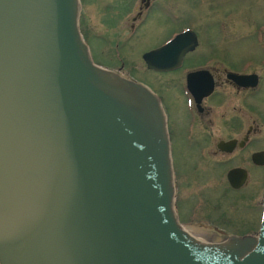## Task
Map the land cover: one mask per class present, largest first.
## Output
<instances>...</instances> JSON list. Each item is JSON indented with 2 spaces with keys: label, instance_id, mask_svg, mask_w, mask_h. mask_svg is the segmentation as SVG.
Masks as SVG:
<instances>
[{
  "label": "water",
  "instance_id": "95a60500",
  "mask_svg": "<svg viewBox=\"0 0 264 264\" xmlns=\"http://www.w3.org/2000/svg\"><path fill=\"white\" fill-rule=\"evenodd\" d=\"M79 17L80 0H0V263L264 264V215L225 241L181 225L160 99L95 63ZM175 44L148 66L179 63Z\"/></svg>",
  "mask_w": 264,
  "mask_h": 264
},
{
  "label": "flooded vegetation",
  "instance_id": "af4514ba",
  "mask_svg": "<svg viewBox=\"0 0 264 264\" xmlns=\"http://www.w3.org/2000/svg\"><path fill=\"white\" fill-rule=\"evenodd\" d=\"M122 1L127 2L123 9L108 2L104 18L115 27L122 26L133 7L134 13L128 17L133 34L144 30L152 14L166 17L161 24L163 31L153 33L152 38L161 32L155 40L167 34L147 48L142 58L174 39V52L169 54L172 63L181 57L168 70L149 69L143 61L148 70L170 75L162 80L167 93L151 87L167 116L174 206L182 226L207 242L225 241L233 235H259L264 197V101H259L264 93V75L259 71L264 74V22L256 27L251 43L262 62L246 58L238 67L236 58V63L225 66L221 56L210 55L209 50L199 53L204 45L202 29L187 22L191 13H183L194 7L200 14L207 0H192L188 5L186 0ZM82 15L81 7L80 21ZM216 26H222V32L217 30L223 43H228L227 21L219 20ZM112 42L119 45L120 40ZM116 52L119 56V49ZM121 69L113 70L121 74Z\"/></svg>",
  "mask_w": 264,
  "mask_h": 264
},
{
  "label": "rangeland",
  "instance_id": "374dc122",
  "mask_svg": "<svg viewBox=\"0 0 264 264\" xmlns=\"http://www.w3.org/2000/svg\"><path fill=\"white\" fill-rule=\"evenodd\" d=\"M80 2L83 14L80 22L81 29L90 44L95 61L115 70L121 67L120 72L123 76L137 79L167 93L168 91L165 90L167 84L163 85L162 80L168 79L167 77L170 75L148 70L142 58V53L147 48L160 42L167 34L165 32L158 40L155 39L163 32L159 33L156 38H152L153 33L159 32L161 28L163 31L164 28L161 24L164 23L166 17L152 14L144 30L141 33L133 34L128 20V17L134 13L133 7L126 15L122 26L115 27L104 18V14H107L105 6L108 2L119 9H123L127 6L126 1L80 0ZM191 2L192 0H186L184 3L188 5ZM104 3L105 5H103ZM183 13H191L192 15L187 18V22L198 29H202V39L200 40L204 45L199 53H206L209 50L212 53L210 55L214 53L221 56V63L225 66L236 63V58V66H240L246 58L255 62H262L263 57L256 54L258 52L252 47L251 43L254 41L256 27L264 22L263 0H207L205 6L201 8L200 14L194 7H190ZM228 13H233V16L227 18ZM219 20L227 21L228 33L231 35L228 43H223L222 33L217 30L219 29L222 32V26L220 28L216 26ZM168 30L169 27L165 31ZM101 35L106 37L103 38ZM130 35H133V37L127 38ZM111 40H120L119 45L111 43ZM116 49H119V56L116 54ZM259 71L264 75L262 70ZM261 100L264 101V93H262L259 101ZM262 105L264 104L262 103Z\"/></svg>",
  "mask_w": 264,
  "mask_h": 264
}]
</instances>
